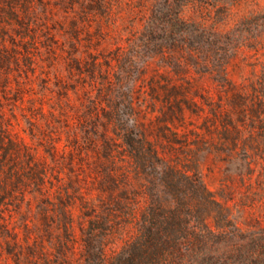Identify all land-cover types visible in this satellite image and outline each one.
Here are the masks:
<instances>
[{"label":"trees","instance_id":"trees-1","mask_svg":"<svg viewBox=\"0 0 264 264\" xmlns=\"http://www.w3.org/2000/svg\"><path fill=\"white\" fill-rule=\"evenodd\" d=\"M240 4L0 0V100L15 87L17 72V119L25 97L22 72L42 70L38 59L48 60L57 78H66L59 63L69 38L58 30L69 25L75 42L93 17L98 37L111 24L133 19L126 36L118 32L113 49L95 48L90 60L73 58L74 69L88 77L77 99L60 81L49 112L62 116L66 148L52 138L41 155L0 104V260L7 253L17 264H264V219L246 215L253 203L264 206V79L251 88L229 73L241 52L263 43L264 23L259 13L242 15ZM164 71L170 76H161ZM208 74L218 97L207 87ZM139 81L149 85L152 103L163 102L155 120L144 111ZM190 114L202 119L191 121ZM215 149H243L247 180L260 185L256 195H244L237 212L227 203L230 196L205 180L204 159ZM62 152L82 155L83 173L66 180L60 172L61 188L53 196L57 187L48 182L55 168L77 165L76 156L61 159ZM88 170L99 174L97 193L84 180ZM33 199L42 202L38 213L45 224L38 240L29 223ZM50 204L58 217L55 237ZM10 214L20 216L23 239L9 225Z\"/></svg>","mask_w":264,"mask_h":264},{"label":"rangeland","instance_id":"rangeland-1","mask_svg":"<svg viewBox=\"0 0 264 264\" xmlns=\"http://www.w3.org/2000/svg\"><path fill=\"white\" fill-rule=\"evenodd\" d=\"M253 12L259 13V22L264 23V0H241L240 13L244 16H247ZM96 21H98V19H96V17H93V21L90 25L91 27L88 26L89 28H82L80 30V37L78 41L75 40V42H72V39L69 37L71 33L69 25L67 27H64L65 30H58L59 34H61L62 36L65 35L69 38V40H71V42L68 40V42L66 43L65 48L67 51L66 53H64L59 63L60 68L66 75L65 79L60 80L59 78H57L55 74V68H53L52 63H49L48 60L38 59V62L43 63L45 66L42 70L40 67H32V69L29 68V74H27L26 71L22 72L26 86L23 89V92L25 94V97L23 99L24 101H22L21 107H17L18 119L13 115L15 114V111H13V109L15 108V99L19 93L21 94V90L19 91L17 87L16 79H14L15 77L19 78L16 71H14L16 72V74L12 78L15 87L11 90L10 93L6 95V97H3L2 100H0V104H3L6 108L5 111L0 110V112L2 111L4 113L3 115L9 118V121L12 120V122L14 123V127L32 144L33 148L41 152V155L47 153L46 150L48 149L49 141H51L52 138L58 140L62 149L66 148L70 144L67 134L65 133L66 127H60V125H62L63 123L62 116L58 112L55 115H51L49 110L51 108V100L58 96L60 90V81H64V83L71 88V94H73L74 99H77V93H82L83 85L81 84L82 82H85V80H88V77L78 69H74L73 64H76V62L73 58L80 57V59H86L87 57H89L87 59L90 60L91 56L97 55V49L95 48H98L101 51L105 49H113L116 45L118 32L121 31L122 34L126 36L130 32V27L132 25L133 19L131 16H127L119 21L118 24H111L109 28L104 30L103 35L100 37H98L97 31L94 29L97 24ZM260 37L261 42L263 43H260V46L257 49H249L241 52L229 65L230 76L238 83L246 84L251 88L252 84H255V82H261L264 79V31L261 33ZM33 49L34 52H37L38 50L37 47ZM44 58L46 57L44 56ZM161 76L170 75L168 72L164 71L161 73ZM157 79H159V84L165 83V79L160 77H158ZM204 80L207 84V87L210 90L214 91L215 95H217L218 97L216 84L213 80L212 75H205ZM139 84V95L141 96L140 98L142 104H144V111L147 112V116H149V118L155 120L157 114H160L161 109L164 107L163 102L156 101V105L155 103H152L153 97L149 93V90L146 91L149 85L147 84L145 86V83L142 81H139ZM75 87H78V89L74 90ZM163 94L164 91L162 90V93L158 94L157 96H159L160 99L165 98V95ZM42 106H45V111L47 113H45ZM25 113L34 117H28L27 115H25ZM51 118L56 122L57 129L54 127L55 124H50L49 120H51ZM189 119L191 121L197 122L200 121L202 117L190 114ZM70 123H74L73 125L75 126L77 125L76 122ZM153 123L156 122L154 121ZM61 131L62 134L60 133ZM67 153L68 152H62L61 159L66 160V157L72 158L73 156H76L77 165L67 163V165L65 164L63 166L55 168V175L52 178V181L48 182V184L57 187V191L54 190L52 193L53 196H58V190L61 188V177L60 179L58 177L60 172H63V179L66 180L68 179V176H71L76 171L83 173L82 166H80L79 164L82 159V155H79V153H75L74 155L69 154V156H64ZM62 155L65 158L62 157ZM243 157V149L234 151V154H231V152L218 151L217 149H215L213 153H210L204 159L203 163L204 177L207 183L211 188L222 190L226 194H228L230 198H228L227 203L231 205L234 210H236V212L242 204L244 195H256L257 192H259L260 188V185L257 182L249 184V181L247 180L248 174L246 173L247 168L242 167L241 164L243 162ZM69 161H72V159H69ZM87 172L88 176H84V178L86 177V179H84L86 183L89 182L87 186H89L95 193L99 192L97 189V181L100 178L99 174H97L96 172L93 173L90 170H88ZM89 174H91V176ZM43 199L45 201L50 200L47 197ZM51 200L54 199L51 198ZM41 204L42 202H40L39 199H33V212L29 215V223L33 231L32 236L33 239L36 240H38L41 236L44 237L43 229L45 227V224H43L40 218V214L38 213V209ZM24 206L26 207V203L24 204ZM49 207L53 212L51 214L53 217L52 221H50V227L54 228L52 231V236L55 237L59 234V228H57L58 217L54 212V206L50 204ZM11 208L13 207L10 204L4 207V209L8 210L9 213ZM247 208V216L250 217L257 215L264 219V206L260 203V201L253 203L252 207L249 206ZM7 216L10 219L9 225L13 227V229L18 230V234L21 238L24 237L25 228L24 224H22V220L20 221L19 219L20 216L18 214H10ZM77 229L78 231H80L78 226ZM121 244L122 241L118 244V247H120ZM0 264L17 263L12 255H8L6 253L5 259L0 260Z\"/></svg>","mask_w":264,"mask_h":264}]
</instances>
